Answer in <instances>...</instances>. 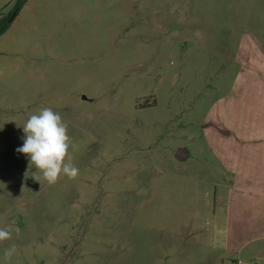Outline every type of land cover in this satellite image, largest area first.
Instances as JSON below:
<instances>
[{
    "label": "rangeland",
    "instance_id": "374dc122",
    "mask_svg": "<svg viewBox=\"0 0 264 264\" xmlns=\"http://www.w3.org/2000/svg\"><path fill=\"white\" fill-rule=\"evenodd\" d=\"M248 39L264 56V0H28L0 36V264H210L195 246L226 242L230 206L209 115ZM43 107L75 179L37 181L16 151Z\"/></svg>",
    "mask_w": 264,
    "mask_h": 264
},
{
    "label": "crops",
    "instance_id": "0c3cea01",
    "mask_svg": "<svg viewBox=\"0 0 264 264\" xmlns=\"http://www.w3.org/2000/svg\"><path fill=\"white\" fill-rule=\"evenodd\" d=\"M251 43L250 39L241 42V71L209 115L208 137L215 144L212 152L223 166L222 182L213 184L224 189L217 195L220 203L227 201L230 206L226 242L195 246L210 264L264 261V56L255 43L256 50H252ZM220 139L225 141L224 148L217 144ZM234 208L240 212L238 229L232 226Z\"/></svg>",
    "mask_w": 264,
    "mask_h": 264
},
{
    "label": "clouds",
    "instance_id": "9594fccd",
    "mask_svg": "<svg viewBox=\"0 0 264 264\" xmlns=\"http://www.w3.org/2000/svg\"><path fill=\"white\" fill-rule=\"evenodd\" d=\"M23 145L18 147V153L25 154L29 159V168L35 167L32 173L35 180L37 173L42 175L48 185H54L61 176L75 179L79 169L73 164L70 148H74L68 135V125L59 113L50 107H43L37 113L31 114L22 126ZM27 174V173H26ZM19 227L16 231L19 232ZM12 238L10 228H0V242ZM16 252L15 245L4 250L5 260H10Z\"/></svg>",
    "mask_w": 264,
    "mask_h": 264
},
{
    "label": "trees",
    "instance_id": "16d2710c",
    "mask_svg": "<svg viewBox=\"0 0 264 264\" xmlns=\"http://www.w3.org/2000/svg\"><path fill=\"white\" fill-rule=\"evenodd\" d=\"M27 1L28 0H17L11 12L6 16L0 17V36L3 35L10 28L11 24L19 15L20 11L22 10Z\"/></svg>",
    "mask_w": 264,
    "mask_h": 264
},
{
    "label": "water",
    "instance_id": "95a60500",
    "mask_svg": "<svg viewBox=\"0 0 264 264\" xmlns=\"http://www.w3.org/2000/svg\"><path fill=\"white\" fill-rule=\"evenodd\" d=\"M86 99L85 97H83ZM190 157V151L186 147H180L176 151L175 158L180 162H185Z\"/></svg>",
    "mask_w": 264,
    "mask_h": 264
},
{
    "label": "built area",
    "instance_id": "2783aa9c",
    "mask_svg": "<svg viewBox=\"0 0 264 264\" xmlns=\"http://www.w3.org/2000/svg\"><path fill=\"white\" fill-rule=\"evenodd\" d=\"M236 264H242L241 262H238ZM250 264H264V261L262 260H255V261H252Z\"/></svg>",
    "mask_w": 264,
    "mask_h": 264
}]
</instances>
